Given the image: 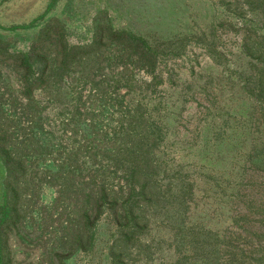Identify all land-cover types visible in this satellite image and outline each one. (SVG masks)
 <instances>
[{
  "label": "rangeland",
  "instance_id": "rangeland-1",
  "mask_svg": "<svg viewBox=\"0 0 264 264\" xmlns=\"http://www.w3.org/2000/svg\"><path fill=\"white\" fill-rule=\"evenodd\" d=\"M1 154L0 263L264 264V0H0Z\"/></svg>",
  "mask_w": 264,
  "mask_h": 264
},
{
  "label": "trees",
  "instance_id": "trees-1",
  "mask_svg": "<svg viewBox=\"0 0 264 264\" xmlns=\"http://www.w3.org/2000/svg\"><path fill=\"white\" fill-rule=\"evenodd\" d=\"M0 158H1V160H3V163H5V165L8 168V163H7L6 159H4V156L2 154L0 155ZM4 196H5L4 198H5V206H6V204H7V202H6V200H7V193L6 192L4 193ZM0 264H4V263H0Z\"/></svg>",
  "mask_w": 264,
  "mask_h": 264
}]
</instances>
